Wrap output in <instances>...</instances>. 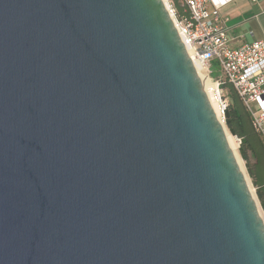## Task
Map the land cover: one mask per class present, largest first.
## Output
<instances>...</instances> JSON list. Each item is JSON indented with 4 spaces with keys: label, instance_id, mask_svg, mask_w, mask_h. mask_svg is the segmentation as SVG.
Listing matches in <instances>:
<instances>
[{
    "label": "water",
    "instance_id": "water-1",
    "mask_svg": "<svg viewBox=\"0 0 264 264\" xmlns=\"http://www.w3.org/2000/svg\"><path fill=\"white\" fill-rule=\"evenodd\" d=\"M0 264H264L165 0H0Z\"/></svg>",
    "mask_w": 264,
    "mask_h": 264
},
{
    "label": "built area",
    "instance_id": "built-area-1",
    "mask_svg": "<svg viewBox=\"0 0 264 264\" xmlns=\"http://www.w3.org/2000/svg\"><path fill=\"white\" fill-rule=\"evenodd\" d=\"M165 2L187 50L202 63L208 76L216 83V98L223 117L227 100L223 98L221 84L227 80L264 140V38L232 47L228 39V17L220 12L219 3L213 0H180L189 15L179 18L171 1ZM215 63L218 64L217 77H213ZM235 137L240 146L241 138Z\"/></svg>",
    "mask_w": 264,
    "mask_h": 264
},
{
    "label": "trees",
    "instance_id": "trees-1",
    "mask_svg": "<svg viewBox=\"0 0 264 264\" xmlns=\"http://www.w3.org/2000/svg\"><path fill=\"white\" fill-rule=\"evenodd\" d=\"M177 10L179 18L187 17L189 15L186 8L181 4L180 0H170ZM216 63L214 64L215 69ZM218 71L213 72L214 76H218ZM223 90V98L227 100L224 90H227L230 100H227V107L225 109V122L229 131L234 135L241 138L240 153L246 161L248 172L251 176L253 185L256 188V193L260 205L264 211V140L260 133L256 131L253 126L252 118L240 97L232 85L224 80L221 84ZM251 151L252 156L257 159V174L253 169L248 152Z\"/></svg>",
    "mask_w": 264,
    "mask_h": 264
},
{
    "label": "crops",
    "instance_id": "crops-1",
    "mask_svg": "<svg viewBox=\"0 0 264 264\" xmlns=\"http://www.w3.org/2000/svg\"><path fill=\"white\" fill-rule=\"evenodd\" d=\"M220 4V12L228 17L229 45L237 47L245 42L264 38V0H213ZM255 174L257 159L248 152Z\"/></svg>",
    "mask_w": 264,
    "mask_h": 264
},
{
    "label": "bare ground",
    "instance_id": "bare-ground-1",
    "mask_svg": "<svg viewBox=\"0 0 264 264\" xmlns=\"http://www.w3.org/2000/svg\"><path fill=\"white\" fill-rule=\"evenodd\" d=\"M188 52H189V55H190V57L192 58V60H193V62L195 64V67H196V69H197V71L199 73V76L201 77V80L203 82L205 91L207 92V95H208V97H209V99L211 101V104L213 105V108L215 109L217 115L219 116V118L221 119V121H222V123L224 125V120H223L221 106L217 102V98H216V95H217L216 83L208 76V74L206 73L205 67L202 65V63L198 59H196L194 57V55L191 53V51L189 49H188ZM227 138H228V142H229L233 152L235 153V155H236V157H237V159L239 161V164H240L241 168L243 169V171L245 173L243 165L241 164V162L239 160V157L237 156V150H238L239 143L237 142L236 137L227 132ZM250 187H251V185H250ZM251 191L254 194V191H253L252 187H251Z\"/></svg>",
    "mask_w": 264,
    "mask_h": 264
},
{
    "label": "rangeland",
    "instance_id": "rangeland-1",
    "mask_svg": "<svg viewBox=\"0 0 264 264\" xmlns=\"http://www.w3.org/2000/svg\"><path fill=\"white\" fill-rule=\"evenodd\" d=\"M217 68H218V64H216V66H215V69H216V70H217ZM217 74L219 75V72H218ZM210 77H211V76H210ZM213 77H217V76H214V75H213ZM224 93H225V96H226L227 100L229 101V100H230V97H229V94H227V90H224ZM223 120H224V125H225V128H226L227 132L230 133L231 135H233V134L229 131V128H228V126H227V124H226V122H225V118H224V117H223ZM233 136H234V135H233ZM237 142H238V141H237ZM237 156L239 157V160H240L241 164L243 165V168H244V170H245V174H246V176H247V178H248V180H249V183H250V185H251V187H252V189H253V191H254V185H253V182H252L251 176H250V174H249V172H248V168H247V165H246V161H245V159L242 157V155H241V153H240L239 145H238V150H237ZM254 194H255V197H256L257 202H258V204H259V208H260V210H261V214H262L263 217H264V211H263V209H262V207H261V205H260V202H259V199H258L257 193L254 192Z\"/></svg>",
    "mask_w": 264,
    "mask_h": 264
}]
</instances>
